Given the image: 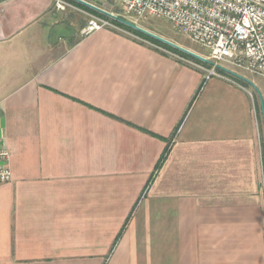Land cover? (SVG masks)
I'll use <instances>...</instances> for the list:
<instances>
[{
	"label": "crops",
	"instance_id": "0c3cea01",
	"mask_svg": "<svg viewBox=\"0 0 264 264\" xmlns=\"http://www.w3.org/2000/svg\"><path fill=\"white\" fill-rule=\"evenodd\" d=\"M84 25L0 0V264H264V77Z\"/></svg>",
	"mask_w": 264,
	"mask_h": 264
},
{
	"label": "built area",
	"instance_id": "2783aa9c",
	"mask_svg": "<svg viewBox=\"0 0 264 264\" xmlns=\"http://www.w3.org/2000/svg\"><path fill=\"white\" fill-rule=\"evenodd\" d=\"M85 1L103 8L97 1L105 0ZM119 1L127 15L136 19L147 16L167 19L179 32L207 48L209 55L205 58L210 67L197 64L205 70L207 78L225 76L222 70L226 69L264 77V0ZM53 3L58 11L68 8L82 10L73 0H53ZM86 13L88 19L81 29L84 35L103 28L128 32L103 13ZM9 156L8 146L0 137V184L11 181L13 177Z\"/></svg>",
	"mask_w": 264,
	"mask_h": 264
},
{
	"label": "rangeland",
	"instance_id": "374dc122",
	"mask_svg": "<svg viewBox=\"0 0 264 264\" xmlns=\"http://www.w3.org/2000/svg\"><path fill=\"white\" fill-rule=\"evenodd\" d=\"M73 3L82 10L73 9V8H68L67 10H70V12H73V13L79 14L80 16H83L84 23H86L87 19H88V14L86 12H88V13L91 12L93 14H98V15L100 13V12L98 13V12L94 11L90 7L80 3L78 1L73 0ZM97 3L99 5H101L104 9L109 10V11H111V12H113V13H115V14L123 17V18L129 19V20L133 21L134 23H136L137 25H139L145 29H148V30H150V31H152V32H154V33L178 44V45H181V46H183V47H185V48H187L193 52H196L197 54H199L203 57L209 55V50L207 48H205L203 45H201L199 43L192 41L189 38V36H187L186 34L179 32L173 26V24L167 19L158 18L155 16H147V17H141V18L136 19L135 17L127 15L125 13V10L121 6L119 0H105V1H99V2L97 1ZM100 15H102V14H100ZM59 30H64V29L60 28ZM134 30H136V29H134ZM128 32L135 34L136 36H140V38H142L143 40L149 41L150 43H152L153 46H156L157 48L162 49L165 52L172 53V54L174 52L173 49L167 48L166 46L159 45L158 43H156L154 40H156V41H160V40L157 38H154V37H152L146 33L139 31L141 34H143V35L145 34L146 36H149L150 38H153L154 40L148 39V38L142 36L141 34H137V33H134L132 31H129V30H128ZM174 48H176V47H174ZM176 49H178V48H176ZM178 50H180V49H178ZM180 52H183L186 55V56L182 55L184 57L183 59L192 60L195 63L202 64L208 68L210 67L209 61L201 60V59H199L193 55H190V54H188L182 50H180ZM226 70L230 71V69H226Z\"/></svg>",
	"mask_w": 264,
	"mask_h": 264
},
{
	"label": "water",
	"instance_id": "95a60500",
	"mask_svg": "<svg viewBox=\"0 0 264 264\" xmlns=\"http://www.w3.org/2000/svg\"><path fill=\"white\" fill-rule=\"evenodd\" d=\"M75 1H78V2L88 6L90 8H92V9H94V10L100 12V13H103V14L115 19L116 21H118V22H120V23H122V24H124L126 26H129V27H131L133 29H136V30H139V31H141L143 33H146V34H148V35H150V36H152L154 38L159 39L162 42H165V43H167V44H169V45H171L173 47H176V48H178V49H180V50H182V51H184V52H186V53H188L190 55H193V56H195V57H197V58H199L201 60L208 61L207 58L197 54L196 52H193V51H191V50H189V49H187V48H185V47H183L181 45H178V44H176V43H174V42H172V41H170V40H168V39H166V38H164V37L152 32V31L148 30V29H145V28L137 25L136 23H134L133 21H131L129 19L123 18V17H121V16H119L117 14H114V13L108 11V10H105L103 8H100V7H97V6L87 2L85 0H75Z\"/></svg>",
	"mask_w": 264,
	"mask_h": 264
},
{
	"label": "trees",
	"instance_id": "16d2710c",
	"mask_svg": "<svg viewBox=\"0 0 264 264\" xmlns=\"http://www.w3.org/2000/svg\"><path fill=\"white\" fill-rule=\"evenodd\" d=\"M94 11H96V10H94ZM96 12H98V11H96ZM98 13H99V12H98ZM99 14H101V13H99ZM102 15H103V14H102ZM115 22H116L119 26H121V27H123V28H125V29H127V30H129V31H132V32L137 33V34H141L138 30H134L133 28H131V27H129V26H126V25H124V24H122V23H120V22H118V21H116V20H115ZM141 35L144 36V37H146V38H148V39H152V40H154L153 38H150L149 36H146L145 34H144V35L141 34ZM154 41H155L156 43H158L159 45H163V46H166L167 48H171V49H173V50H174L175 52H177L178 54H181V55H183V56H186L185 53L180 52V50L174 48L173 46H171V45H169V44H167V43H165V42H162V41H156V40H154ZM222 71L225 72L226 74L231 75L232 77L236 78L237 80L243 81V80L241 79V77H240L239 75H237V74H234V73H232V72H230V71H225V70H222Z\"/></svg>",
	"mask_w": 264,
	"mask_h": 264
}]
</instances>
